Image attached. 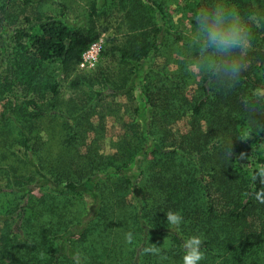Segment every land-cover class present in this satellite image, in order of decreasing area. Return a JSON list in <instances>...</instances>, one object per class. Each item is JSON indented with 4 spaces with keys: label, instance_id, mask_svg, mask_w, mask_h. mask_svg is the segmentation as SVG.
Returning a JSON list of instances; mask_svg holds the SVG:
<instances>
[{
    "label": "trees",
    "instance_id": "1",
    "mask_svg": "<svg viewBox=\"0 0 264 264\" xmlns=\"http://www.w3.org/2000/svg\"><path fill=\"white\" fill-rule=\"evenodd\" d=\"M246 1L228 0L262 44L264 0H251L258 3L256 31L246 15L254 4ZM214 2L199 0L197 12ZM150 4L124 3L132 6L127 41L105 46L100 62L120 53L128 68L163 54L168 21L157 1ZM7 11L0 2V12ZM99 17L95 3L85 25L40 15L26 16V25L14 30V62L6 75L0 72V264H73L76 254L80 264H183L190 237L201 240L199 264H264V183L253 179L264 168V95L254 93L264 89V49L253 63L243 55L234 84H216L202 73L191 97L183 94L193 72L168 74L167 64H155L142 84L153 115L130 124L140 127L134 134L139 148L105 156L91 145L82 154L89 134L96 133L93 144L103 137L92 118L104 98L75 91L63 100L60 86L61 80L71 89L85 81L113 82L100 62L89 78L77 72L83 51L110 28L98 25ZM14 81L26 91L22 102L11 97ZM123 87L108 90L114 95ZM184 119L187 130H175ZM53 124L60 131L55 150L38 132ZM85 187L95 199L91 211ZM168 213L181 216V223H169Z\"/></svg>",
    "mask_w": 264,
    "mask_h": 264
},
{
    "label": "rangeland",
    "instance_id": "2",
    "mask_svg": "<svg viewBox=\"0 0 264 264\" xmlns=\"http://www.w3.org/2000/svg\"><path fill=\"white\" fill-rule=\"evenodd\" d=\"M126 1L129 0H0V2H7L8 10L5 14L0 12V72L6 75V68H9L10 64L14 62V30L19 26L26 25V16L31 18L40 15L63 16L66 22L76 27L85 25L88 22L92 6L96 3L100 8L98 25H110L109 30L101 33L96 39L104 37L105 46L109 44L123 46L127 41L126 34L130 31L131 24L133 23L127 22V13H130L132 6L124 8ZM141 1L150 9V0ZM155 1L162 6L166 20L169 22L164 24L166 37L163 45L166 44V47H163V54L151 56L148 59L145 58L139 63H135V65H130L128 68L121 64L120 53L116 54L113 58H105L104 62H100L99 66L101 65L104 71L107 70L106 74L112 75L113 82H110L107 87L104 85V81L100 79L99 83L95 86L85 81L78 88L71 89L69 87L70 81L61 80L58 77L61 80L60 96L63 100L71 97L75 91L79 93V96L85 98L92 96V94L104 98V100L101 99V105L97 110L96 116L92 118L96 126L103 130V137L93 144L96 133L89 134L91 136L86 140V148L82 147V154L91 145L96 147V151L99 154L105 156L115 154L120 148L121 150L133 147L139 148L134 134L140 130V127L133 129L130 124L136 122L140 126L147 122L149 118L151 119L153 115L143 96L142 84L144 83L143 78L145 77V73L148 69L150 70V68L154 67L155 64L161 67L167 64L165 68L168 70V74L174 72L177 68H187L193 72L190 85L188 84L184 90L183 96L186 97H191V91L197 85L196 80H199L200 76H202V72L196 64L197 58H195V53L197 50L191 47L188 42L189 35L195 27L190 24V20L195 18L199 0ZM248 1L254 5L247 11V19L254 22L255 31L256 29L261 30L260 16L257 12L258 3L251 0ZM260 49H264V43H260V38H251L249 47L244 53L249 56L248 62L253 63L257 61L258 56L256 52ZM167 59H170V61L166 63ZM154 69L158 70V68ZM160 69L166 72V69ZM77 72L83 76L87 74L88 78L92 76L90 75L91 72L83 71L79 67ZM59 75L62 77V74ZM258 75H262V71L257 70L256 76ZM121 83H125V87L120 88L117 94L112 95L109 93L108 87L112 85L119 86ZM14 84L11 97H14V100H21L22 102L26 97V91L23 90L24 86L15 81ZM254 93L264 95V89H256ZM31 97H35V95H31ZM174 129L186 131L187 120H180L175 124ZM38 132L48 142L46 144L47 147L55 150V144L59 139L58 135L60 132L58 124L47 127L46 131L43 130V127L39 126ZM130 152L127 150L124 156L130 154ZM140 154L138 153L135 159L131 161L132 163L130 162L131 168L137 159L140 158ZM89 189L85 187L83 193L88 211H91L95 204V199ZM220 208H222V205H220Z\"/></svg>",
    "mask_w": 264,
    "mask_h": 264
},
{
    "label": "clouds",
    "instance_id": "3",
    "mask_svg": "<svg viewBox=\"0 0 264 264\" xmlns=\"http://www.w3.org/2000/svg\"><path fill=\"white\" fill-rule=\"evenodd\" d=\"M250 39V33L242 23L237 9L228 0H215L209 7L196 13L195 27L188 42L199 53L196 64L200 71L212 82L227 86L240 78L244 69L243 55L249 47ZM253 179L264 183V168ZM261 195L264 196V192ZM261 202L264 203V200ZM181 220L178 214H167V221L174 226H178ZM200 244L198 237H190L185 242L183 264H199L202 259ZM73 264H80L79 254L73 257Z\"/></svg>",
    "mask_w": 264,
    "mask_h": 264
},
{
    "label": "built area",
    "instance_id": "4",
    "mask_svg": "<svg viewBox=\"0 0 264 264\" xmlns=\"http://www.w3.org/2000/svg\"><path fill=\"white\" fill-rule=\"evenodd\" d=\"M105 47L104 37L93 40L83 51L79 68L83 71H93L97 68Z\"/></svg>",
    "mask_w": 264,
    "mask_h": 264
}]
</instances>
